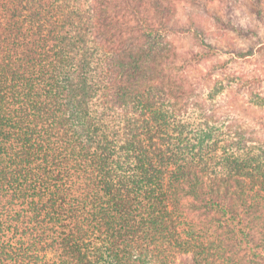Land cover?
Instances as JSON below:
<instances>
[{
	"label": "trees",
	"instance_id": "16d2710c",
	"mask_svg": "<svg viewBox=\"0 0 264 264\" xmlns=\"http://www.w3.org/2000/svg\"><path fill=\"white\" fill-rule=\"evenodd\" d=\"M207 2L0 0V264H264V136L228 106L264 86L206 24L256 32Z\"/></svg>",
	"mask_w": 264,
	"mask_h": 264
},
{
	"label": "rangeland",
	"instance_id": "374dc122",
	"mask_svg": "<svg viewBox=\"0 0 264 264\" xmlns=\"http://www.w3.org/2000/svg\"><path fill=\"white\" fill-rule=\"evenodd\" d=\"M228 2H232L234 6H236L238 14L244 22H248L251 25L256 34L251 37H243L233 32H224L214 26L206 24L209 32H211L216 41L219 42V46H224V44L227 46L221 55H216V59L227 60L229 62L227 66L232 72H245L248 76H258L261 84L264 86V13L260 17L256 16L251 10V0H208L207 4L212 10H215L220 14V12H222L221 8ZM261 5L264 9V0H262ZM184 18L185 15L182 14L181 19ZM173 38L178 49L179 59L184 62L188 61L187 58L190 56V49L192 48V43L190 42L189 37L177 34ZM229 46L232 47V50L235 48L240 50H251L253 54L246 58L238 59L235 56L234 59L231 58V53L228 52L231 50L228 49ZM185 66L189 78L194 82L200 80L205 74V68L202 66H191L189 64H186ZM215 75L220 77L219 73H216ZM258 89V92L263 94V88L260 87ZM229 97L228 106L238 120L242 122L244 121L247 126H251V128L255 130H259V134L264 136V124L257 123L256 120L258 116L262 114L264 115V109H258V106L252 101L253 96L248 93L240 98L234 97L233 95H230Z\"/></svg>",
	"mask_w": 264,
	"mask_h": 264
}]
</instances>
